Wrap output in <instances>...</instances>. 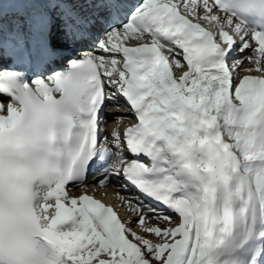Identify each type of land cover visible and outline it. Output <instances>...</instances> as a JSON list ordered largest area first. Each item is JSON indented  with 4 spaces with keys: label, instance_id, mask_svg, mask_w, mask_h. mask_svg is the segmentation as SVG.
Segmentation results:
<instances>
[{
    "label": "snow or ice",
    "instance_id": "obj_1",
    "mask_svg": "<svg viewBox=\"0 0 264 264\" xmlns=\"http://www.w3.org/2000/svg\"><path fill=\"white\" fill-rule=\"evenodd\" d=\"M0 97V264H264V0H0Z\"/></svg>",
    "mask_w": 264,
    "mask_h": 264
},
{
    "label": "bare ground",
    "instance_id": "obj_2",
    "mask_svg": "<svg viewBox=\"0 0 264 264\" xmlns=\"http://www.w3.org/2000/svg\"><path fill=\"white\" fill-rule=\"evenodd\" d=\"M237 55H240V53L238 52ZM248 55H250V52L248 53ZM246 65L249 67L252 66L247 60H245L243 67H245ZM252 73H256V72L254 71ZM0 99H3L4 103L8 102L7 98H5V97H0ZM113 111H114V107L112 105H109L107 108L104 109L105 118L108 121L107 124L104 126V130H105V134L109 135V137H111V132H112L113 128L116 127V122L109 115V113H112ZM120 111L123 112L124 109L122 108ZM126 121H128V120H126ZM104 176H105V173H103V172L97 173V174L93 175L86 182L89 194L94 195L97 199L102 200L106 204L112 205L117 210V212L119 213V215L121 217H131L133 220H135L137 217H135L132 213H130L122 203L121 204H122V206H124V210H126V212H121V208L119 209L120 205H117V203H116L117 202L116 198H118L116 193H117V190L119 189L122 191V194L125 195V197H132V196L139 197L137 195L136 191L134 189H132L131 187H129L127 184H125V181H124V178L122 175L119 177H116V176L111 177L110 178L111 182L109 184L101 186L97 182L99 180L103 179ZM81 186L84 187V185H81ZM100 187H102L101 188L102 190L106 189L105 192L108 194L107 196H109V198L102 195V191L100 190ZM125 187H127L126 191H124ZM70 190H74L73 192L77 196L80 195L81 191H82V189L78 190V189H76V187H71V186H70ZM152 223H156V221L153 220ZM132 226L134 227L135 225H132ZM161 226L163 227L164 225H161Z\"/></svg>",
    "mask_w": 264,
    "mask_h": 264
},
{
    "label": "rangeland",
    "instance_id": "obj_3",
    "mask_svg": "<svg viewBox=\"0 0 264 264\" xmlns=\"http://www.w3.org/2000/svg\"><path fill=\"white\" fill-rule=\"evenodd\" d=\"M248 65H249V64H248ZM245 67L248 68L249 66L246 65ZM251 67H254V66L252 65ZM101 188H102V187H100V190L102 191V195H103V196H106L107 198H109V196H107L108 194L105 192L106 189L103 188L104 190H102ZM78 189H81V187H78ZM73 191H74V190H71L70 192H71V193H74ZM114 197H115V196H114ZM115 198H116V197H115ZM116 199H117V200H116V201H117V202H116L117 205H120L119 208H121L122 211L126 212V210H124V206H122V204H121L122 202L120 201V199H119V198H116ZM154 221H155V220H154ZM134 227H135V226H134Z\"/></svg>",
    "mask_w": 264,
    "mask_h": 264
}]
</instances>
